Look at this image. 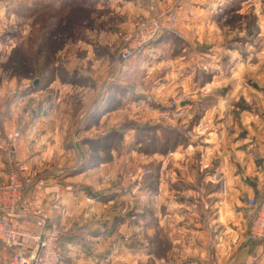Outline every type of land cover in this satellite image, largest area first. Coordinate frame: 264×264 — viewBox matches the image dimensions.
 Returning a JSON list of instances; mask_svg holds the SVG:
<instances>
[{
	"label": "crops",
	"instance_id": "obj_1",
	"mask_svg": "<svg viewBox=\"0 0 264 264\" xmlns=\"http://www.w3.org/2000/svg\"><path fill=\"white\" fill-rule=\"evenodd\" d=\"M225 1L224 8L227 4L229 6L236 2ZM187 2L192 4L190 9L186 8ZM215 3L216 0L180 2V17L175 24L177 30H174L169 28L168 20L173 7L178 5L175 0H73L72 5L90 8L92 12L88 19L72 22L73 25L68 31L71 39L63 49L67 59L55 62L56 64L52 65L54 72L43 78L38 77L34 90L24 94L37 95L39 102L35 117H39L41 123L36 128L37 135L33 140L25 137V128H13L11 101L4 103L5 94H2V91L7 89H0V184L5 183L15 171L24 183L22 203L16 214L11 217L14 224L41 235L53 224L51 217L62 211L61 203L66 196L65 192L68 193L72 188L68 184L75 181L74 177H78L71 176L74 174L73 169L70 170V175L56 172L57 170L36 174V170L40 172L43 164L50 159L51 145H44L49 137L63 138L62 134L58 135L60 130L68 131L73 128L76 123L74 116L77 114L84 118L85 114L91 112L102 116L105 112L116 110V107L106 110L102 108L116 85L126 90L120 94L121 103L116 106H139L141 104L138 102L153 99L150 103H143L145 113L159 116L164 110L170 109L169 102L164 106L163 95L171 89L172 79L169 75L173 72L170 69H174L172 65L181 59L185 60L189 54L186 51L196 52L198 45H201V63L204 67L209 66L210 79L201 84L196 83V88L205 92L197 102L183 98L182 94L175 97L177 92L168 95V98L177 99L183 106L185 114L182 124L185 121L190 122V115L198 106H201L204 112L198 119L209 120L208 128H205L206 132L201 134L200 139L191 140L186 137L185 144L166 152L177 154L182 161V167L190 169V173L182 171L184 174L177 181L183 187L176 191L182 192L185 200L193 201L194 208V228L186 227L184 216H177V225L174 223V226L168 229V239L173 249H181L174 243L181 244L185 249H181L182 254H178L180 260L178 259L177 264H224L231 257L249 264H264V239L252 247L248 237L251 221L246 224L247 235L238 232L234 226L238 223L239 228H243V221L247 219L243 197L256 199V189L260 194H264V75L252 74L256 65H251L252 56L256 58V54H259V62L261 56H264V53H261V50H264L261 49V45L264 48V26L260 28L259 38H256L254 44V47H258V53H251L252 41L245 23L238 32L227 30L235 35L231 38L212 40L209 45L202 44L206 27L202 21L219 20L217 14L212 15L217 7ZM236 7L237 5L230 7L225 16L237 11ZM151 10L162 16L166 28L132 60L121 64L117 59L120 44L118 31L131 28L138 16ZM80 29H84L82 35H77ZM169 33L182 37V43L174 46L172 39L166 40ZM215 34H218L216 28L211 32L212 36ZM176 48L178 52H175ZM63 69L66 74L62 77L60 72ZM163 69L167 73H162V77H159L161 74L158 76L157 72L161 73ZM76 103L79 104L78 111L69 112L68 108L74 107ZM44 104H49L50 108ZM197 122L196 120L192 126H196ZM90 124L88 122V127ZM154 124L174 127L160 122ZM156 135H161L159 129ZM10 147L15 149L14 160L7 156ZM11 162H15L13 168ZM193 172L198 178L197 186L187 183L191 182ZM62 175L64 177L60 179ZM191 192L194 194H190ZM208 212L214 215L208 217ZM180 219L184 220L178 222ZM177 228L180 233L177 232L173 238L172 230ZM36 247V242L31 238H21L16 244V249L22 250L28 256L33 254ZM186 247L194 255L200 256L183 261ZM6 255L10 258L12 252L6 247L4 239H0V264H9ZM68 257L63 258L61 264H77ZM161 262L170 264V255H164L160 264Z\"/></svg>",
	"mask_w": 264,
	"mask_h": 264
},
{
	"label": "rangeland",
	"instance_id": "obj_2",
	"mask_svg": "<svg viewBox=\"0 0 264 264\" xmlns=\"http://www.w3.org/2000/svg\"><path fill=\"white\" fill-rule=\"evenodd\" d=\"M34 1L0 0V89L3 87L7 89V91L3 90L2 94H5L4 103L11 101L14 117L13 128L17 130L25 128L27 133L25 137H28V140H33L34 136L37 135L36 128L41 120L39 118L34 123L35 114L39 110L37 95L26 96L24 94L34 90V81L38 77L47 76L52 70V65L56 64L55 62L67 59L63 49L71 39L68 31L62 30L60 22H58L59 19L54 15V13L60 15L62 12V10H58L60 9L58 7L59 2L52 7L51 3L42 4L38 12L27 11L28 13H24L25 6H31ZM175 1L178 4L176 5L177 8L174 6L169 14L171 20L169 18L168 22L171 24L173 22L176 24L180 17L179 3L187 0ZM234 1L237 3V11L225 16L228 11L227 8H224L226 1L216 0V11L214 10L212 15L217 14L219 20L218 22L216 20L202 21L203 26H206L202 36V44L209 45L212 40L222 41L231 38L235 35H232L231 31L227 32V30L231 29L238 32L242 28V24L245 23L248 36L251 37L252 41L251 53L254 54L255 51L258 53V47H254V44L256 38L257 40L259 38L260 28L264 26V0ZM191 5L188 3L186 8L188 9ZM66 12L64 9L62 16L65 17ZM94 13L97 15V11ZM154 13L152 10L145 12L138 16L137 20ZM173 14L176 15L174 21H172ZM175 24L170 25L171 29L177 30ZM134 25L135 23L131 28L121 30H130ZM215 28L218 34L212 36L211 32ZM83 30H78L77 35H82ZM179 38L182 40V37ZM176 42L178 43V41ZM200 46L198 45L199 48H196V52L195 50L186 51L189 53L188 57L172 65L174 69H170L173 72H170L169 75L172 79L170 80L171 89L165 91L163 95L164 106L168 105V102L170 104L171 99H175L168 98L170 93L177 92L178 95L175 97L183 95V98L197 102L205 92L196 88V83L201 84V82L210 79L209 66L204 67L201 63ZM261 49H264L263 45H261ZM261 53H264V50H261ZM256 55V58L252 56L251 65H256L252 74L264 75V56H261L259 62V54ZM254 59L256 60L254 61ZM164 71L161 73L158 71L159 74L157 75L161 74L159 77H162V73H167ZM107 75L108 73L105 74V76ZM151 101L154 100L140 101L138 102L141 104L139 106L131 104L126 107V105L121 104L116 106V110L105 112L102 116L91 112L85 114L83 118L77 114L74 116L76 123L73 128L68 131L60 130L58 135L62 134L63 138L51 139L49 137L48 141L45 142L44 145H51L50 159L43 164V171L36 170V174L57 170L56 172L61 171L62 174L70 175V170L73 169L72 173L74 174L71 176L78 175V177H74L76 178L75 181L68 184L72 188L68 193L65 192L66 196L61 203L62 211L51 217L53 223H56L61 231L60 242H64V244L62 243L64 259L69 256L68 258L71 257L77 264H160L164 255H170V264L178 263L180 258L178 254H182L183 246L174 243L181 249L177 247L173 249V245L168 239V229L174 226L177 216H184L186 227L194 228L193 201L185 200V195L176 191L183 187L177 180L184 174V171L190 173V169L182 167V161L177 154L166 153L165 155L160 152L153 154L146 151L148 146L133 147L132 141L135 136L133 127L134 130L130 128L126 130L123 138H115L114 141H110L102 148H95L93 144L87 141L89 138L106 134L111 129L121 127L123 124L136 125L160 122V124L165 123L167 125L161 115L145 113L143 103H150ZM44 105L50 108L49 104ZM78 106L79 104L76 103L74 107H69V112H77ZM202 114H204L203 109L198 106L196 111L194 110L193 114L190 115V122L185 121L183 126L192 128L197 120L196 125L202 123L205 128H208V119H198V116ZM209 116L211 119V114ZM183 118L184 115L180 120L181 122ZM185 119H187V114ZM88 122L91 123L89 127ZM205 130L201 134H205ZM201 134L199 139L202 137ZM156 136L155 142L161 141L162 136ZM147 143L146 141L145 144ZM97 154L102 157L95 159L94 156ZM173 156L175 157L173 158ZM11 163L13 168L15 162ZM155 166H159V179L150 181L147 174ZM63 177V175L60 176V179ZM149 183L150 185H157V189L153 190ZM187 183L192 186L199 184L194 172L191 173V182ZM190 194L194 193L191 192ZM259 194L256 189L254 196L257 201L264 198L263 193ZM244 200L247 219L242 220L244 222L243 228L241 226L239 228L238 223L234 226L236 230H239L238 232H244L243 234L246 233L247 235L248 227L246 224H249L253 217L251 208L247 205V197L245 199L243 197L242 201ZM208 215V217H212L214 213L208 212ZM150 217L156 219L154 226L153 223L150 225L145 223V219ZM184 219H180L178 222H182ZM168 220L170 222H167ZM175 225L177 224L175 223ZM177 230L178 228L172 230L171 236L173 238H175ZM155 234L160 239L155 246L158 253L150 251L155 245V243L150 242V238ZM25 238L30 239V237ZM0 239H4L1 234ZM8 256L6 255L5 258L9 259ZM198 256L200 255H194L186 247L183 261Z\"/></svg>",
	"mask_w": 264,
	"mask_h": 264
},
{
	"label": "built area",
	"instance_id": "obj_3",
	"mask_svg": "<svg viewBox=\"0 0 264 264\" xmlns=\"http://www.w3.org/2000/svg\"><path fill=\"white\" fill-rule=\"evenodd\" d=\"M176 15L173 14L172 21ZM171 20V18H170ZM175 24L174 22L170 25ZM165 22L160 14L154 13L144 18H139L132 29L120 30V39L117 59L121 64L132 60L138 52L159 37L165 29ZM169 28H172L169 26ZM170 109L161 113L167 125L176 127L185 137L197 139L205 130L202 123L192 128H185L180 121L183 117V106L178 100L171 99ZM39 117L34 118V123ZM7 155L10 159L15 156L14 147L8 149ZM24 197V183L18 172H12L8 180L0 184V234L4 238L6 247L12 250L9 264H61L64 258V249L61 246V231L56 223L48 227L41 235L17 226L11 220L16 214ZM247 205L251 208L253 218L251 220L248 237L255 241L264 239V198L257 201L248 198ZM30 237L36 244V250L32 255H26L22 250L16 249L17 242L21 238ZM226 264H249L242 262L236 257H231Z\"/></svg>",
	"mask_w": 264,
	"mask_h": 264
},
{
	"label": "trees",
	"instance_id": "obj_4",
	"mask_svg": "<svg viewBox=\"0 0 264 264\" xmlns=\"http://www.w3.org/2000/svg\"><path fill=\"white\" fill-rule=\"evenodd\" d=\"M58 2H59L58 7H60V9L58 10L60 11L62 10V12H60V15L56 13H54V15L59 19L58 22H60V26L62 30L69 31L70 27L73 25L72 23L73 21L77 19L84 20L85 18H87V16L89 17L90 13L92 12L90 8L79 6V5H72L73 0H35L31 6L29 7L25 6L26 10H24V13H28L27 11L38 12V9L42 4L51 3L52 4L51 7H52V6H56ZM236 4H237L236 2H232L229 6L227 5L226 8L229 10L230 7ZM64 9L67 11L65 17L62 16ZM64 19L65 21H63ZM167 39H172V43L174 46H177L178 43H182V40L178 36L171 34V33H169L166 36V40ZM176 41H178V43ZM177 49L178 48H176L175 52H178ZM52 71L53 69L50 71L48 75H51ZM60 74L62 77L63 75L66 74L64 69L62 72H60ZM114 87H115V90H113V92L107 97L106 101H104V104L102 106L103 110L112 109L116 107L117 104L121 103L120 94L124 91L126 92V90H124V88H122L119 85H116ZM132 127L135 129V136L132 141V146L133 147L139 146L140 148L144 146L146 147L148 146V149H146V151L151 152V153L153 152L166 153L170 150H175L180 144H185L187 141L186 137H184L183 134L179 132L176 128L161 127L159 124H153V123H139L136 125L123 124L121 127L113 128L110 131H108V133L99 135L97 137L89 138L87 141L93 144L94 145L93 147L95 148L97 147L102 148V146H106L110 141H114L115 138H123L126 130ZM158 129L160 131L162 139L159 142L157 141L155 142V140H157L155 137H157L156 134H157ZM146 141L148 142L147 144H145ZM98 157L100 158L102 156L98 154L94 156L95 159H97ZM158 167L159 166L153 167V169L147 174V178L150 179V181L157 180ZM150 187L153 190L157 189V185H154V184L150 185ZM149 221H152V222H149ZM145 223H147L148 225H150L151 223H156V219H153V217L147 218V220L145 219ZM159 240L160 239L158 238V236L156 237V234L155 236H152L150 238V242L155 243L153 249L151 248L150 250L151 252L158 253V249L155 246H157L156 243L158 244ZM249 240L252 242V247H254L258 243V241H255L252 239H249ZM60 243L61 245L62 243L64 244V242L62 241Z\"/></svg>",
	"mask_w": 264,
	"mask_h": 264
},
{
	"label": "water",
	"instance_id": "obj_5",
	"mask_svg": "<svg viewBox=\"0 0 264 264\" xmlns=\"http://www.w3.org/2000/svg\"><path fill=\"white\" fill-rule=\"evenodd\" d=\"M34 83H35V84L38 83V79H36V80L34 81Z\"/></svg>",
	"mask_w": 264,
	"mask_h": 264
}]
</instances>
